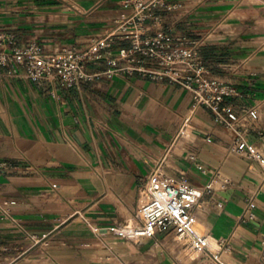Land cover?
I'll return each instance as SVG.
<instances>
[{"label": "crops", "instance_id": "obj_1", "mask_svg": "<svg viewBox=\"0 0 264 264\" xmlns=\"http://www.w3.org/2000/svg\"><path fill=\"white\" fill-rule=\"evenodd\" d=\"M172 1L182 8L168 13L164 26L205 39L201 53L211 74L241 92L235 104L257 106L259 117L244 137L264 153V0ZM128 12L122 0H0V30L51 50L83 45ZM106 67L96 61L87 70ZM190 105L188 90L167 80L115 75L52 86L7 77L0 68V201L27 232L46 236L33 244L0 217L3 263L217 264L171 236L161 253L149 239L103 233L101 240L84 223L131 222L138 188L160 164L168 173L184 172L199 191L208 185L196 223L223 264H262L264 166L230 152L229 131L208 110L189 114ZM259 186L257 219L238 223L244 197ZM222 237L230 238L229 250L220 247Z\"/></svg>", "mask_w": 264, "mask_h": 264}, {"label": "built area", "instance_id": "obj_2", "mask_svg": "<svg viewBox=\"0 0 264 264\" xmlns=\"http://www.w3.org/2000/svg\"><path fill=\"white\" fill-rule=\"evenodd\" d=\"M122 5L129 12L113 19L112 27L106 33L91 36L83 45L72 43L50 50L37 40L20 44L15 34L0 30V68L3 75L45 80L52 86L66 87H79L97 78L115 75L167 80L188 90L189 114L197 109L208 110L214 121L229 131L230 152L250 163L264 166V153L244 137V131L252 128L259 117L257 106L235 104L233 99L241 97V92L232 83L223 82L211 74L201 53L205 45L203 37L193 38L174 31L172 25L164 26L165 16L181 9L182 2L122 0ZM117 41L124 45L114 49ZM96 61L104 62L107 67L88 71V63ZM187 157L194 160L191 154ZM4 167L0 164V172ZM196 168L202 174L210 173L200 164L196 163ZM205 189L208 185L201 191L192 186L184 172L171 175L157 164L138 188V205L131 222L99 227L92 225L87 218L83 221L101 240L103 233L121 241L149 239L162 253L166 248L165 238L171 236L184 246L189 245L196 256L223 264L219 253L210 248L209 236L194 229L195 208ZM260 190L261 186L244 197L238 223L257 219L256 198ZM0 217L11 222L24 239L33 244L45 242L46 236L27 232L2 201ZM229 239H220L222 250L230 249ZM2 251L0 249V264H4ZM260 261L264 264V237ZM120 262L123 264L122 260Z\"/></svg>", "mask_w": 264, "mask_h": 264}, {"label": "rangeland", "instance_id": "obj_3", "mask_svg": "<svg viewBox=\"0 0 264 264\" xmlns=\"http://www.w3.org/2000/svg\"><path fill=\"white\" fill-rule=\"evenodd\" d=\"M171 174V172H169ZM172 175V174H171ZM195 230H197L199 233H202L199 226L194 225ZM183 243V242H182ZM186 252H189L190 254H194V252L191 250L189 245H185Z\"/></svg>", "mask_w": 264, "mask_h": 264}, {"label": "bare ground", "instance_id": "obj_4", "mask_svg": "<svg viewBox=\"0 0 264 264\" xmlns=\"http://www.w3.org/2000/svg\"><path fill=\"white\" fill-rule=\"evenodd\" d=\"M195 224H196V226H198V224L195 222ZM194 224V225H195ZM195 229V228H194ZM195 231H197V230H195ZM198 232V231H197ZM212 242V241H211ZM209 246L211 247L212 245L210 244V237H209Z\"/></svg>", "mask_w": 264, "mask_h": 264}]
</instances>
